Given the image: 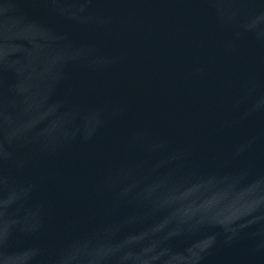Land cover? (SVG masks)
Segmentation results:
<instances>
[{"label":"water","instance_id":"1","mask_svg":"<svg viewBox=\"0 0 264 264\" xmlns=\"http://www.w3.org/2000/svg\"><path fill=\"white\" fill-rule=\"evenodd\" d=\"M0 264H264V0H0Z\"/></svg>","mask_w":264,"mask_h":264}]
</instances>
